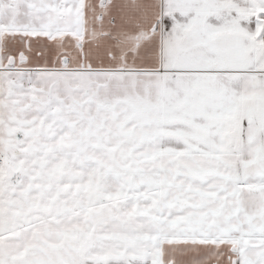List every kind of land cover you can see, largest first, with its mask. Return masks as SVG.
Instances as JSON below:
<instances>
[{
  "label": "snow or ice",
  "instance_id": "6c2138e0",
  "mask_svg": "<svg viewBox=\"0 0 264 264\" xmlns=\"http://www.w3.org/2000/svg\"><path fill=\"white\" fill-rule=\"evenodd\" d=\"M0 264H264V0H0Z\"/></svg>",
  "mask_w": 264,
  "mask_h": 264
}]
</instances>
